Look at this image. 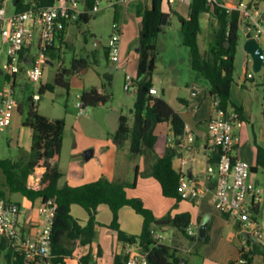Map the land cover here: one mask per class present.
<instances>
[{
  "label": "trees",
  "instance_id": "obj_1",
  "mask_svg": "<svg viewBox=\"0 0 264 264\" xmlns=\"http://www.w3.org/2000/svg\"><path fill=\"white\" fill-rule=\"evenodd\" d=\"M25 0L17 1V10L23 11L29 8L32 3L24 4ZM55 0H33L37 6H49ZM138 0L135 5L136 15L141 17V39L139 42V58L137 61V76L141 79L136 94V100L132 110L133 122L129 123V117L121 115L120 125L114 144L121 148L130 140V151L133 155H152L155 152L157 136L156 128L163 123H170L176 137L184 134L185 121L183 117L174 110L163 96H153L150 89L154 86L152 76L155 70L157 59L156 42L163 30V20L169 18V14L162 9L165 0ZM264 1V0H258ZM94 0H86V7L92 9ZM189 16H179L183 44L191 53L192 69L201 74L209 85L215 110L223 111L226 114L235 113L238 119L246 120L243 108L236 105L231 99V87L234 82L236 71V54L240 39V28L243 19L240 14L234 12L228 14L225 9L217 5H209L208 0H191L189 3ZM212 12L218 22L219 29L209 45L207 55H203L199 46V34L201 32L200 19L202 14ZM121 18V12L114 11V20ZM92 16L82 15L78 21L88 23ZM63 36L60 40L63 39ZM55 48L49 50L54 55ZM75 61L71 69L61 68L53 84L42 85L40 93L54 91L61 87L70 91V77L75 73ZM86 67V65H85ZM16 77V76H15ZM15 77L6 75L7 81L11 82ZM110 82L112 76H107ZM15 84V81L13 82ZM109 97L93 87L84 90L81 94V101L85 107H97L106 104ZM34 105V99L32 100ZM31 106L27 120L23 126L33 130V143L31 146L30 158L27 163L10 159L0 158V169L6 178V183L11 193H20L30 203L37 201L47 202L53 200L57 206L53 229L51 232L52 256L54 264H68L67 259L73 256L74 248L66 247V240L79 242L81 246L91 245L97 226V212L101 205L109 207L113 214V221L110 228L118 233V239L124 243L140 241L141 246L149 251L150 264H187L181 258L179 251L172 245L156 244L153 241L151 230L153 228L164 229L165 225H158L154 212L146 207L139 198L128 196L127 190L136 187L138 167H136V178L128 183L122 180H108L99 178L95 181L80 185L59 186L63 173L59 169L62 158L63 140L65 134V122L63 120L50 121L40 115L34 106ZM176 149L168 148L161 157H154L150 168V175L161 185L165 197L175 198L182 201L178 193V186L181 175L173 168V160L176 157ZM264 167V148L257 146V167ZM34 182V184H32ZM7 193L0 187V199L9 200ZM73 205H79L89 215L86 225H81L78 219L71 214ZM124 207L132 208L143 218V227L140 235H128L121 230L119 218L120 211ZM226 215V214H225ZM228 216V215H226ZM172 219L170 225L177 228L183 235L191 240L207 242L209 236L202 240L199 236L192 237L187 234V228L192 223V215L189 212L178 214ZM249 253L245 254L249 263L252 264L257 254H264V247L251 240ZM243 252L242 246L240 253ZM91 253H87L81 259L82 264H89ZM125 256H116L115 264H125ZM0 264H28L24 255L12 247L10 240L0 236ZM234 264V263H231Z\"/></svg>",
  "mask_w": 264,
  "mask_h": 264
},
{
  "label": "rangeland",
  "instance_id": "obj_2",
  "mask_svg": "<svg viewBox=\"0 0 264 264\" xmlns=\"http://www.w3.org/2000/svg\"><path fill=\"white\" fill-rule=\"evenodd\" d=\"M137 2L138 0H135L127 8L125 12L126 18L123 21L124 27L129 23L133 25L134 22H139V17L131 12L133 11L131 8H134ZM244 2L248 3L249 0H244ZM162 9L165 13L170 14L171 19L169 20V24L172 23L168 25L167 36L165 38L161 36L162 42L160 46L166 53L163 54L157 51L152 83L160 90L161 96L170 102L174 108L183 109L185 107L177 101V97L182 93L181 89L184 90V83L187 82L189 77L188 73L193 71L188 61L189 49L183 44V35L178 18L180 15L174 13L176 6L173 5L171 8V5L165 0ZM15 11L13 2L8 3L7 14L11 15ZM113 22L114 10L107 7L102 12L93 15L88 23L76 21L70 25L64 33L63 39H59L56 42L54 55L48 54L50 61L43 65V77L40 82L32 80V66L30 62L21 63L20 73L16 75L15 80L11 81L10 86L8 85V88L11 89V96L17 103V107L12 113L10 125L4 131H0V158L22 161L23 163L28 162L33 143V130L23 126V123L28 118L34 96L39 95L40 100H35L33 105L38 113L50 121L63 120L65 122L62 159L59 164L63 178L60 180L59 186L63 187L66 184L80 186L92 182L96 178H100L101 173L113 174V161L116 157L108 151V147H112L115 143L116 132L109 126L108 117L115 110L120 114L128 116L129 123L132 124V110L137 94V91L128 92L124 89L125 74H137L134 60L129 58L128 61H123L124 57H122L119 68L116 69V64L111 62L107 52V44L113 32ZM127 39H129V35H127ZM136 42L130 43L127 46L128 50L134 51ZM121 45H123V40L121 41ZM201 46L203 48V42ZM262 46L264 49V43ZM0 48V65H2L7 60V46L3 47L0 42ZM242 51L238 50L236 54L235 80H238V77L241 76V67L245 61V54ZM178 52H180L181 57L178 56ZM32 54L38 56L36 49H33ZM174 58H180V60L177 61ZM75 61L81 62L75 63L76 71L70 77L72 85L69 92L64 88L56 87L54 91H46L44 94L40 93L42 85L53 84L57 72L61 68L71 69ZM83 69H86V73L81 75L80 72ZM249 70L253 72L251 64ZM254 74L259 76L258 73ZM108 75L113 78L110 82L107 79ZM201 79L204 83L208 84L203 77ZM5 81H7L6 75H0V91ZM14 81L15 88L12 90L11 86ZM81 86H84L85 90L93 87L100 89L103 94L109 97L108 102L102 106H89L85 115H79L77 103L81 101ZM161 89L164 90V93H162ZM258 92L261 94L262 100L263 90L259 88ZM1 99L2 96H0V104ZM260 107L261 103L259 102L253 114L254 126L247 124V131H243V134L249 138V143H246L245 148H243L248 156L244 160L250 164H255V160H252L251 157L257 155V149L254 144L255 136L259 138L261 130H264V114ZM128 143H130V140L124 144L119 152L122 155L124 151H128L125 152L128 153L125 154L127 155L125 156V163L127 165H129V160L136 161L139 157L131 153ZM89 149H92L95 154L91 159L87 160L85 152ZM119 159L121 160L122 158L120 157ZM128 168L130 170V166ZM257 169V174L253 173L251 180L263 189L262 198L264 200V167L259 166ZM120 180L127 182L125 179ZM130 180H133V178ZM0 187L6 191L9 197L15 194L10 192L5 175L1 169ZM19 194L13 195L14 198H21ZM134 196L143 201L144 199L142 198L146 195L140 191H135ZM161 199L156 196L154 189H151L153 204L155 205L156 203L161 206ZM234 225L232 220L230 226L233 229ZM164 230H167L172 239L175 227L165 225ZM220 231L221 229L218 228L213 233V237L208 235L209 239L207 242L195 240L197 244L190 238L184 237V241L187 243L186 251L179 250V247L182 245L177 244L174 240L169 241V244L172 243L173 247L179 251V255L187 264H204L207 254L210 255L218 246ZM233 256L235 257V255ZM208 258L212 259V257ZM254 260L255 264H264V254H257ZM205 264H208V261H205Z\"/></svg>",
  "mask_w": 264,
  "mask_h": 264
},
{
  "label": "built area",
  "instance_id": "obj_3",
  "mask_svg": "<svg viewBox=\"0 0 264 264\" xmlns=\"http://www.w3.org/2000/svg\"><path fill=\"white\" fill-rule=\"evenodd\" d=\"M17 1L0 0V41L3 47L7 46V60L0 65V75L2 71L4 75L13 78L20 73L21 63L30 62L32 80L40 82L43 77V65L50 60L49 50L55 48L56 42L61 39L69 26L78 21L82 15L93 16L107 7L121 12V18L118 21L114 20L112 24L113 32L107 44L109 58L116 64V69L119 68L122 60L123 18L127 8L135 0H94L92 9L86 7V0H55L49 6H37L33 4V0H25L24 4L32 3V5L23 11L17 10ZM184 1L188 4L191 2V0ZM10 2H13L16 11L8 15L7 5ZM208 3L212 7L217 5L225 9L228 14L239 13L246 31L250 32L262 46L264 16L257 8L255 0L237 4L208 0ZM33 49H36L38 56L32 54ZM252 76L247 74L248 78ZM140 81L137 75L126 73L124 89L128 92L137 91ZM150 93L153 96H160L154 86L150 89ZM199 93L200 88L193 86L192 97L197 98ZM35 100L39 101L40 96L35 95ZM0 105V131H4L10 125L12 113L17 107L10 88L2 94ZM77 107L79 115L86 114L87 107L82 101L77 103ZM240 123L235 113L226 114L215 110V114L209 120V130L205 140V147L210 152V156L214 155L215 161L211 162L212 156L209 158L205 179L201 184L195 178L181 176L178 193L182 200L195 202H202L209 196L211 203L233 220L242 239L243 252L234 264H250L245 257V254L251 250L247 240L264 247V200L263 189L251 180V175L254 173L252 165L234 155L237 145L235 127ZM184 130V134L178 138L194 143L196 135L189 125L186 124ZM181 164L186 165V159H181ZM56 209L53 200L42 202L38 209L41 215L38 232L34 236L25 237L19 226L20 206L13 201L0 199V235L10 240L12 247L24 255L28 264H54L51 261V232ZM187 234L192 237L198 236L196 227L194 228L192 223L187 228ZM151 235L153 241L159 245H170L169 241H172L163 229L153 228ZM124 254L125 264H150L149 251L141 246L140 241L126 243Z\"/></svg>",
  "mask_w": 264,
  "mask_h": 264
},
{
  "label": "crops",
  "instance_id": "obj_4",
  "mask_svg": "<svg viewBox=\"0 0 264 264\" xmlns=\"http://www.w3.org/2000/svg\"><path fill=\"white\" fill-rule=\"evenodd\" d=\"M149 3L148 0H146ZM171 8L173 5L176 6L174 9V13L176 15H180L184 18L189 16V4L184 0H167ZM225 4H237L240 2H244V0H224L220 1ZM253 0H249L251 2ZM257 8L261 11L264 16V1L255 0ZM132 14L135 13V8H131ZM139 17V16H138ZM125 16L123 20L125 21ZM171 16L169 14V18L167 20V24L163 26L162 33L159 34L156 47L157 51L161 53H166V51L160 46L161 36L164 38L168 34V25ZM201 23V32L199 34V46L201 53L205 56L207 55L209 45L213 41L215 34L217 33L219 26L216 18L212 14V12L204 13L200 19ZM139 24V25H138ZM141 17H139V22H134V24H128L124 27L123 32V45H122V57L123 61H128V59H133L136 67L137 61L139 58V53L137 51L139 42L141 39L140 31H141ZM246 26L243 23L240 28V39L238 42L237 51L243 50L245 54V61L241 67L242 73L241 76L238 77V80L234 79V82L231 87V99L232 101L243 108V114L246 118L245 121L241 122L240 125L235 127V135L237 137V145L234 151V155L245 159L247 156V152L244 151L246 143H249V138L247 135L243 134V131H247L246 126L253 124V114L256 108L257 103H261V110L264 114V65L259 72H254L253 70V59L250 54H248L244 50V44L246 41ZM127 35H129V39H127ZM135 50L130 51L128 47L130 43H135ZM1 42V41H0ZM204 43L202 48L201 43ZM99 44V42H97ZM133 45V44H132ZM137 47V48H136ZM170 49V48H169ZM178 56L181 57L180 52H178ZM125 59V60H124ZM174 60L179 61L180 58ZM188 61L192 62L191 53L189 50ZM250 64L252 66V70L254 73H258L259 76H256L250 68ZM192 69V65H191ZM193 70V69H192ZM189 74L187 82L184 83V90L181 89L182 93L177 97V101L181 103L185 108L176 109L169 102V104L174 108L176 112H178L184 119L185 123L189 125L192 131L195 133L196 138L194 143H189L186 140L178 138L174 135L172 126L170 123L160 124L155 131V134L158 138L155 152L150 155H142L139 156L136 161H128L129 165L125 163V152L121 153V148L117 147L113 144L112 147H108V151L113 154L116 158L113 161V174H105L101 173L100 178H106L108 180H120L125 179L128 183H131L136 178V167H138V175L136 178V187L129 188L127 190L128 196L135 198L134 192L140 191L144 193V203L148 206L155 214L157 220H165L168 219L167 216L171 215V217H175L178 214L189 212L192 215V225L198 232L199 226L208 221L209 227L207 235L213 237V233L220 228V241L216 250L211 252L210 255L207 254L208 264H231L236 263L237 259L240 255V247L242 246V239L239 237L237 232V227L234 225V229L230 226L232 220L229 216H226L224 213L219 211L210 201L209 196L204 199L202 202L188 201L182 200L177 201L175 198L165 197L162 193V188L160 183L150 175V168L152 163L154 162V157H161L165 154L168 148L176 149V157L173 160V168L181 175L190 178H195L201 184L204 182L206 166L208 165L210 152L205 147V140L208 135L209 130V120L215 114L214 108V99L209 91V85L202 81V76L200 73L196 71H192ZM247 74H252L251 78L247 77ZM137 75V74H136ZM110 76V75H108ZM10 82L5 81L2 84V90L0 91V96L7 90L8 85L10 86ZM72 83L70 82V88ZM198 86L200 88V93L197 98L192 97V87ZM154 87L157 86L154 84ZM12 90L15 88V84L12 82L11 86ZM182 88V87H179ZM259 88L263 90V97L261 100V94L258 92ZM158 89V88H157ZM85 90L84 86H81V91ZM162 93H164V90ZM100 92H102L99 89ZM159 93L160 90L158 89ZM161 96V93H160ZM1 106V105H0ZM124 115V114H120ZM126 116V115H125ZM254 144L256 146H260L264 148V130H261L259 138L255 136ZM129 141V140H128ZM127 143V142H126ZM125 143V144H126ZM128 147L130 150V143H128ZM127 147V148H128ZM95 152L93 153L94 156ZM119 154V155H118ZM92 156V157H93ZM118 156V158H117ZM122 158L121 160L119 158ZM62 159V158H61ZM181 159H186V165L181 164ZM252 160H255V164H251L252 167L256 166L257 155L251 157ZM104 161V160H103ZM215 161L214 155L211 157V162ZM126 165V169H125ZM130 166V170L129 167ZM128 169V170H127ZM257 170L253 171L254 174H257ZM108 173V172H107ZM63 178V177H62ZM133 180H130L132 179ZM99 178H96V180ZM95 181V180H94ZM159 183V185H158ZM86 184V183H85ZM61 187V186H60ZM151 189H154L156 196L161 199V206L153 204L151 200ZM19 194V193H15ZM12 194L10 197L7 195L10 201L17 203L20 206L21 214L19 218V226L22 234L27 236H34L38 232L39 229V221L41 219V215L39 214V206L41 205V201H37L35 203H30L27 198H25L22 194H19L21 198H14ZM163 196V197H162ZM140 197V196H139ZM141 198V197H140ZM71 213L75 219H78L81 225H86L89 219V215L85 209H83L79 205H73L71 208ZM97 226L95 231V237L89 246H81L79 242H74L71 240H66L65 244L67 248H74L73 256L68 258L66 261L68 264H82L81 259L87 253H91V260L89 264H115L116 256H125L124 250L126 247V243L120 241L118 239V233L114 229L110 228V225L113 221V214L108 206L101 205L98 208L97 216ZM119 223L121 230L124 231L128 235H140L143 227V218L138 215L132 208L124 207L120 211ZM235 224V223H234ZM170 225V224H168ZM164 230V229H163ZM167 232V230H165ZM168 233V232H167ZM1 236V235H0ZM185 235L181 233L177 228H175L174 236L172 241L177 244H181L179 250L186 251L187 243L184 241ZM196 244L197 242L194 241ZM172 245V243L170 244ZM173 246V245H172ZM230 255V256H229ZM235 255V257L233 256ZM212 257V259L208 258ZM204 261V264H205ZM252 264H255V260L253 259Z\"/></svg>",
  "mask_w": 264,
  "mask_h": 264
},
{
  "label": "water",
  "instance_id": "obj_5",
  "mask_svg": "<svg viewBox=\"0 0 264 264\" xmlns=\"http://www.w3.org/2000/svg\"><path fill=\"white\" fill-rule=\"evenodd\" d=\"M167 18L165 17L163 20V26L167 24ZM243 22H241V25ZM244 50L252 56L253 59V70L254 72H259L263 65H264V49L260 45V43L252 37L250 32L246 33V41L244 44ZM139 52V49H137ZM50 60L47 61L49 63ZM86 73V69H83L80 74L83 75ZM1 75H4V73L1 71ZM120 118L121 115L118 111H112V113L108 117V124L109 126L113 129V131H118L119 125H120ZM94 151L92 149H89L85 152V158L87 160L91 159L93 156ZM172 223V219L168 218L165 220H160L157 222L158 225H168ZM208 227H209V222L206 221L202 223L199 228H198V236L202 239L205 240L207 237V232H208Z\"/></svg>",
  "mask_w": 264,
  "mask_h": 264
}]
</instances>
